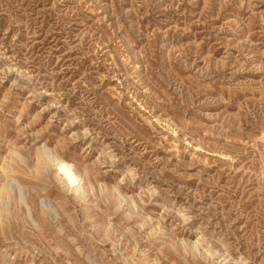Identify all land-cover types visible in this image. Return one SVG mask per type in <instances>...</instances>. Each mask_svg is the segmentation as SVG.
<instances>
[{"label":"rangeland","instance_id":"rangeland-1","mask_svg":"<svg viewBox=\"0 0 264 264\" xmlns=\"http://www.w3.org/2000/svg\"><path fill=\"white\" fill-rule=\"evenodd\" d=\"M9 178L0 264H264V0H0Z\"/></svg>","mask_w":264,"mask_h":264},{"label":"bare ground","instance_id":"bare-ground-1","mask_svg":"<svg viewBox=\"0 0 264 264\" xmlns=\"http://www.w3.org/2000/svg\"><path fill=\"white\" fill-rule=\"evenodd\" d=\"M39 150V149H38ZM47 152V148H46ZM48 160L51 161L52 164H54V167L56 169L57 174L65 181V183L70 186L71 188L75 189L80 186L81 180L80 178L76 175L73 169V165L69 164L68 162L58 158L55 156L51 150L47 152ZM48 161V162H49ZM40 162V161H39ZM18 163V161H17ZM14 164V163H13ZM15 165V164H14ZM16 166V165H15ZM53 166V165H52ZM18 167V166H16ZM4 168V167H3ZM21 168V167H19ZM37 168V166H36ZM40 168H37L36 171L38 172ZM5 171L7 173L13 172L14 169H10V167H6ZM21 171V169H20ZM25 172V171H24ZM20 173V172H19ZM23 173V172H22ZM36 173V172H35ZM21 174V173H20ZM19 174V175H20ZM28 175V174H27ZM18 191L19 192V199L20 200H25V195H24V190L23 186L16 182V180L8 179L6 183L3 185L1 189V194H2V202L0 201V209L4 208L3 206L6 205V201L10 199V192L11 191ZM11 201V200H10ZM18 201V200H17ZM12 202V201H11ZM3 204V205H1ZM8 205V204H7ZM7 207V206H6ZM1 212V210H0ZM3 212V211H2ZM1 212V213H2Z\"/></svg>","mask_w":264,"mask_h":264}]
</instances>
